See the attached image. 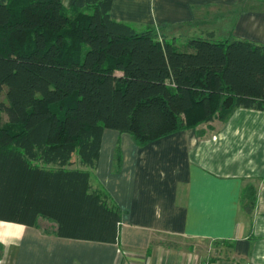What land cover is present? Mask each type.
I'll return each instance as SVG.
<instances>
[{
    "label": "trees",
    "instance_id": "trees-1",
    "mask_svg": "<svg viewBox=\"0 0 264 264\" xmlns=\"http://www.w3.org/2000/svg\"><path fill=\"white\" fill-rule=\"evenodd\" d=\"M113 1L0 0V220L116 242L122 212L92 183L106 129L142 145L264 110V44L178 47L115 19Z\"/></svg>",
    "mask_w": 264,
    "mask_h": 264
},
{
    "label": "crops",
    "instance_id": "crops-1",
    "mask_svg": "<svg viewBox=\"0 0 264 264\" xmlns=\"http://www.w3.org/2000/svg\"><path fill=\"white\" fill-rule=\"evenodd\" d=\"M112 16L178 47L185 35L182 48L197 37L264 44V0H114ZM92 183L122 212L118 241L0 220V264H264V110L236 107L142 145L106 129Z\"/></svg>",
    "mask_w": 264,
    "mask_h": 264
},
{
    "label": "rangeland",
    "instance_id": "rangeland-1",
    "mask_svg": "<svg viewBox=\"0 0 264 264\" xmlns=\"http://www.w3.org/2000/svg\"><path fill=\"white\" fill-rule=\"evenodd\" d=\"M219 22H220V21H219ZM222 22L224 23V25H226V23H227V22H225V21H222ZM134 28H136L137 30L141 31V27H140V26L135 25ZM229 28H230V27H229ZM221 38H222V37H221ZM170 40H171V39H170ZM185 40H186L185 35H184V36H178V42H179V43L181 42V43L179 44V46L184 47V46L182 45V43L184 44ZM171 41H172V40H171ZM6 90H7V89L5 88L3 94L0 95V99L3 100V101L7 104V99H6V96H5V94H4V93H6ZM6 120H7V116H6V114H5L4 112H1L0 124L4 123Z\"/></svg>",
    "mask_w": 264,
    "mask_h": 264
}]
</instances>
